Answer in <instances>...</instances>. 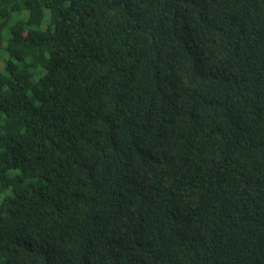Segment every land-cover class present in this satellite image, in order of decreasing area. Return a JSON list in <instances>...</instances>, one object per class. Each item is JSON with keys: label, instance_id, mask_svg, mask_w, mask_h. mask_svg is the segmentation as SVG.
Returning a JSON list of instances; mask_svg holds the SVG:
<instances>
[{"label": "trees", "instance_id": "1", "mask_svg": "<svg viewBox=\"0 0 264 264\" xmlns=\"http://www.w3.org/2000/svg\"><path fill=\"white\" fill-rule=\"evenodd\" d=\"M0 264H264V0H0Z\"/></svg>", "mask_w": 264, "mask_h": 264}, {"label": "rangeland", "instance_id": "2", "mask_svg": "<svg viewBox=\"0 0 264 264\" xmlns=\"http://www.w3.org/2000/svg\"><path fill=\"white\" fill-rule=\"evenodd\" d=\"M7 55H8V54H7L6 52H3V53H2V56H1V58H0V70H4V69H3V68H4V67H3V63H4V62H3V59H4L5 57H7Z\"/></svg>", "mask_w": 264, "mask_h": 264}]
</instances>
